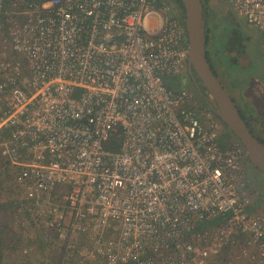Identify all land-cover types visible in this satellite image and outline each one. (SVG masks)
Segmentation results:
<instances>
[{"label":"built area","instance_id":"obj_1","mask_svg":"<svg viewBox=\"0 0 264 264\" xmlns=\"http://www.w3.org/2000/svg\"><path fill=\"white\" fill-rule=\"evenodd\" d=\"M229 2L264 36V0ZM169 11L166 0H0L14 229L41 234L58 264H74L83 241L100 264H209L240 245L264 264L244 146L224 143L216 113L169 81L190 70L185 22Z\"/></svg>","mask_w":264,"mask_h":264},{"label":"rangeland","instance_id":"obj_2","mask_svg":"<svg viewBox=\"0 0 264 264\" xmlns=\"http://www.w3.org/2000/svg\"><path fill=\"white\" fill-rule=\"evenodd\" d=\"M204 3L207 6L208 17L206 20L209 25L207 34L209 47L211 49L213 45L212 33L215 30V33H217V48L226 65L225 69H222V64H218L221 79L226 83L228 80H231L236 85V88H242L241 91L244 92H241L238 99L239 104L242 106L245 105V103L249 104L250 102H255L261 103V106L264 107V93L261 87H258L259 83L254 79L256 77L264 78V36L254 27L247 25L243 19L234 13L229 0H205ZM167 4L170 5L168 2ZM168 14L171 15V11H169ZM182 17L184 18V13H182ZM227 48L228 51H234V49H236V52H242L240 54H243V58H247V60L250 61V67L244 68L240 65L230 66L228 64L229 56L225 53ZM9 52L13 58H19V56H16L11 50H9ZM169 81L174 88L177 86L185 88L184 77L170 78ZM238 83L241 85H238ZM189 90L191 91V89ZM193 90L196 93V96L195 93H193L195 102L203 104L205 102V97L200 95L198 89ZM203 91V93L206 94L204 89ZM258 121L256 125H253L258 129L255 131V134L256 137L264 140V118L258 117ZM227 142L232 144L234 142H239V140L232 133L230 140ZM246 161L250 169L248 192L253 201L251 211L254 213H264V199L262 198L264 195L262 193L264 190V181H262L263 174H261L247 158ZM1 169H3V167H1ZM12 189L15 201L16 190L13 187ZM13 208L14 209L4 214V216L0 214V238H4L5 241V245L0 246V264H39L45 259H52V264H58L57 256L53 255V253L47 249V245L45 241H43L41 234L36 233L34 235L33 233H18L15 231V218L17 215L15 203ZM19 241L22 244L21 248L19 250H13V246ZM87 246L85 241L81 243V254L75 259L74 264H100L93 258H89L90 253ZM25 250H29V254H25ZM253 255H256L254 249H244L243 245H240L237 248L226 250L219 257L211 260L209 264H257L251 259Z\"/></svg>","mask_w":264,"mask_h":264},{"label":"water","instance_id":"obj_3","mask_svg":"<svg viewBox=\"0 0 264 264\" xmlns=\"http://www.w3.org/2000/svg\"><path fill=\"white\" fill-rule=\"evenodd\" d=\"M179 1L184 8L191 71L197 75L207 93L205 102L244 146L247 160L264 172V144L252 133L239 107L226 91L209 62L206 50L205 3L203 0Z\"/></svg>","mask_w":264,"mask_h":264},{"label":"crops","instance_id":"obj_4","mask_svg":"<svg viewBox=\"0 0 264 264\" xmlns=\"http://www.w3.org/2000/svg\"><path fill=\"white\" fill-rule=\"evenodd\" d=\"M167 2L170 4L169 6L171 7V16H174L178 19H182L184 22H185V19L182 17V9L180 8V6L178 5L177 3V0H167ZM208 22L206 20V27H205V30H206V50H207V54H208V57H209V60L210 62L212 63L215 71L218 73L219 77H220V80L223 84V86L225 87L226 91L229 93V95L232 97V99L235 100V102L237 103L238 107L241 109V111H243V113L248 117V120L251 122L252 126L253 125H256L258 121V117H261V118H264V107L261 106L262 104L261 103H249V104H246L245 105H241L239 104L238 102V99L240 97V94L241 92H244V91H241L242 88L238 87L236 88V85L231 81V80H228V82L226 83L223 79H221V76H220V71H219V68H218V64L221 63L222 64V69H225V64H224V61L223 59L221 58V53L219 52V49L217 48V40H216V35L217 33H215V30L213 31V45L211 46V49L209 47V42H208ZM225 53L229 56L228 57V61H229V65L230 66H239L240 63H237L236 61V58L235 56L231 55L228 51V48L226 49ZM230 54V55H229ZM244 59V68H249L250 67V64L249 62L247 61L246 58H243ZM255 81H257L259 83V86L258 87H261V90L262 92L264 93V78H254ZM197 84V83H196ZM238 85H241L238 83ZM197 87L200 89L199 85H197ZM175 88H184L182 86H177ZM184 89H191V93H195V91L192 89V87L187 84V82L185 81V88ZM258 91V89H257ZM203 89L200 90V95L205 98H207V93H203ZM260 93V91H258ZM204 94V95H203ZM194 96V95H193ZM195 96H196V93H195ZM261 106V107H260ZM254 131H257V127H254ZM231 131L226 127V125L224 124V131H223V135H222V140L224 143H228L227 141L230 140L231 138ZM245 163V167L247 165V161L245 160L244 161ZM248 166V165H247ZM246 169L248 170V174H249V177H250V172L248 169V167H246ZM259 170V169H258ZM259 172H261V174H263V177H262V181H264V172H262L261 170H259ZM262 193L264 194V190L262 191ZM262 198L264 199V195L262 196ZM258 202V201H257Z\"/></svg>","mask_w":264,"mask_h":264},{"label":"trees","instance_id":"obj_5","mask_svg":"<svg viewBox=\"0 0 264 264\" xmlns=\"http://www.w3.org/2000/svg\"><path fill=\"white\" fill-rule=\"evenodd\" d=\"M205 1V0H204ZM178 5L182 9V12L184 13V8L179 0H177ZM207 18V16H206ZM232 52H235L236 49L231 50ZM242 117L246 121L248 127L251 129L252 133L253 130L251 128L250 123L248 122L247 118L242 114ZM260 141L264 144V140L260 139ZM121 144V140L117 138H112L109 140V142L106 144V147L109 149L119 150ZM1 164V163H0ZM1 166V165H0ZM0 214L4 216V214L8 213L9 210L14 209V197H13V189L9 186L8 180H9V174L7 172L6 168L1 169L0 167ZM5 245L4 238H0V246ZM22 244L19 242L15 243L13 246V250H19L21 248ZM10 250V248H9Z\"/></svg>","mask_w":264,"mask_h":264},{"label":"flooded vegetation","instance_id":"obj_6","mask_svg":"<svg viewBox=\"0 0 264 264\" xmlns=\"http://www.w3.org/2000/svg\"><path fill=\"white\" fill-rule=\"evenodd\" d=\"M206 18V17H205ZM207 19V18H206ZM229 53L231 54V55H233V56H235V58H236V61H237V63H240V66L241 67H244V59H243V54H240V53H242V52H240V51H238V52H232V51H229ZM207 56H208V54H207ZM208 59H209V57H208ZM247 59V58H246ZM248 62H249V64H250V61L249 60H247ZM209 62H210V60H209ZM210 64L212 65V63L210 62ZM251 65V64H250ZM212 68H213V70L215 71V69H214V67H213V65H212ZM216 72V71H215ZM216 74L218 75V73L216 72ZM181 77H184L185 78V81L187 82V84H189L191 87H192V89H195V90H197L198 89V91H200V90H202L203 89V87H202V85H201V82H200V80H199V78L197 77V75L193 72V71H191V67H190V70H189V72L188 73H184V74H182L181 75ZM218 77H219V75H218ZM219 79H220V77H219ZM197 83V84H196ZM197 85H199V87H200V89L197 87ZM197 88V89H196ZM225 88V87H224ZM234 100V99H233ZM204 101H205V99H204ZM203 101V102H204ZM235 101V100H234ZM205 104H206V102H204ZM236 103V102H235ZM237 104V103H236ZM238 106V105H237ZM240 109V108H239ZM240 112H241V114H243L246 118H247V120H248V117L243 113V111H241V109H240ZM248 122L250 123V125H251V128H252V130H253V132H254V134H255V131H254V128H253V126H252V124H251V122L248 120ZM256 135V134H255ZM246 167H248L247 165H246ZM245 167V168H246ZM249 169V168H248ZM246 171H247V177H249V174H248V170L246 169Z\"/></svg>","mask_w":264,"mask_h":264},{"label":"bare ground","instance_id":"obj_7","mask_svg":"<svg viewBox=\"0 0 264 264\" xmlns=\"http://www.w3.org/2000/svg\"><path fill=\"white\" fill-rule=\"evenodd\" d=\"M240 142V141H239Z\"/></svg>","mask_w":264,"mask_h":264}]
</instances>
